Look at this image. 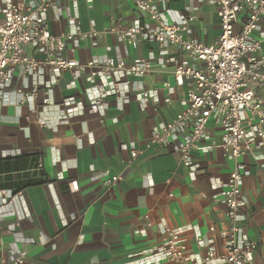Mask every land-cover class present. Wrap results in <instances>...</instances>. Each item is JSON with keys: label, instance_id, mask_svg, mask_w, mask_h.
Returning a JSON list of instances; mask_svg holds the SVG:
<instances>
[{"label": "crops", "instance_id": "crops-1", "mask_svg": "<svg viewBox=\"0 0 264 264\" xmlns=\"http://www.w3.org/2000/svg\"><path fill=\"white\" fill-rule=\"evenodd\" d=\"M13 1L26 9L40 2ZM133 1L58 0L47 12L48 28L55 35L67 33L75 18L83 32L91 23L97 31L112 25L126 28L140 17ZM159 6L170 22L177 13H191L195 17L191 38L204 44L217 39L219 25L210 0H163ZM251 38L261 43L264 55V17ZM26 51L36 54L30 48ZM65 56L81 61L109 56L151 60L152 72L129 80L152 96L141 101L134 96L107 97L93 107L91 98L106 85L90 81L86 74L75 78L70 72L57 74L45 68L35 81L51 85L52 107L42 112L53 117L65 111L69 121L41 128L28 106L0 107V263L23 253L22 264H174L159 257L164 240L159 225L179 229L188 253L205 251L196 236L204 242L215 240L220 253L216 234L228 225L220 192L233 162L219 149L196 151L192 176L180 160L178 143L147 146L152 130L183 108L187 90L175 87L171 67L157 59V46L144 42L131 49L106 35L81 40L76 51ZM13 81L17 88L34 79L16 74ZM164 83L174 89L168 91ZM254 93L264 107V85ZM208 128L212 137L221 134L212 123ZM236 162L245 167L240 226L257 244L252 264H264V141L258 140ZM111 176L119 180L109 183ZM211 226L215 233L209 231Z\"/></svg>", "mask_w": 264, "mask_h": 264}, {"label": "built area", "instance_id": "built-area-1", "mask_svg": "<svg viewBox=\"0 0 264 264\" xmlns=\"http://www.w3.org/2000/svg\"><path fill=\"white\" fill-rule=\"evenodd\" d=\"M56 1L40 0L32 9L13 0L0 4V107L28 106L33 122L41 128L50 129L69 121L65 111L53 117L42 112L52 107L51 85L35 81L45 68L57 74L70 72L75 78L86 74L90 81L106 85L91 98L93 107L107 97L124 100L134 96L136 101L150 98V90L133 86L129 78H142L152 72L151 60L126 61L109 56L103 61H81L65 53L73 54L83 39L106 35L115 36L120 44L131 49L144 42L155 44L161 65L171 67L175 87L187 90L183 108L170 121L152 130L147 146L167 148L178 143L180 160L192 176L196 151L219 149L233 162L220 192L228 219L227 227L216 234L220 253L215 240L204 242L200 236L195 241L205 246L204 253H188L179 229L159 225L164 237L159 257L174 264H252L257 244L248 239L240 226L244 218L241 188L245 167L236 161L249 154L258 140L264 141V107L254 93V89L264 85V55L260 54L261 43L251 38L264 17V0H210L219 25V35L211 44L190 37L195 21L191 13H177L174 22H170L167 11L159 6L163 0H134L140 17L126 28L112 25L97 31L91 23L90 30L83 32L75 18L69 32L55 35L48 28L47 12ZM27 48L36 54H28ZM174 49L183 55L177 56ZM16 74L33 78L34 82L16 88ZM163 87L168 91L174 89L169 83ZM209 123L221 130L219 137H212ZM135 156L136 152L131 150L130 157ZM38 168H42L41 163ZM118 180V176H111L109 183ZM1 193L9 197L6 191ZM209 231L215 233L216 229L211 226ZM23 256L21 253L10 263L0 264H22Z\"/></svg>", "mask_w": 264, "mask_h": 264}, {"label": "trees", "instance_id": "trees-1", "mask_svg": "<svg viewBox=\"0 0 264 264\" xmlns=\"http://www.w3.org/2000/svg\"><path fill=\"white\" fill-rule=\"evenodd\" d=\"M41 183H43L42 180H41V181H37V182L32 181V182H29L28 184H29L30 186H33V185H37V184H41Z\"/></svg>", "mask_w": 264, "mask_h": 264}]
</instances>
